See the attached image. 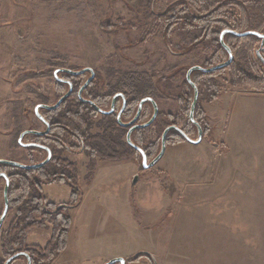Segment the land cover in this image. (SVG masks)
<instances>
[{"label":"rangeland","instance_id":"374dc122","mask_svg":"<svg viewBox=\"0 0 264 264\" xmlns=\"http://www.w3.org/2000/svg\"><path fill=\"white\" fill-rule=\"evenodd\" d=\"M181 1L186 0H0V159L29 165L40 161L41 154L17 144L18 133L42 128L34 107L53 102L64 90L52 76L58 68L88 67L94 74L111 77L145 74L155 85L160 80L154 98L166 121L174 120L180 110L187 116L189 102L179 96L189 87L183 84L185 73L191 66L203 67L212 44L203 39L200 24L190 22L186 29L181 20H174L173 9L165 8ZM250 1L259 2V8L249 10V27L260 33L264 1ZM175 8L174 12L182 10ZM163 11L168 13L161 16ZM245 13L231 7L222 20L235 23ZM181 16L176 13L175 18ZM239 44L251 50L249 74L262 77V65L253 53L259 41ZM239 56L232 54V60L240 62ZM223 59L213 60L209 67L227 58ZM211 78L218 94L235 88L256 91L232 85L226 70ZM263 91L264 85L257 92ZM236 105L225 104L224 111L215 114L212 101L202 100L198 108L209 130L200 142L169 139L162 157L150 168L141 167L137 152L115 163L74 156L76 201L69 200L61 184L42 187L53 204L67 200L70 204L59 210L63 218L70 217L65 249L50 264H103L117 257L129 264H264V126L261 131V125L244 128L236 138V129L228 128ZM148 117L149 109L141 122ZM186 131L189 138H196L195 129ZM222 132L237 140L248 135L246 140L253 143L235 139L234 149L224 145L220 149ZM161 134H150L147 163L159 151ZM134 139L140 144V133ZM22 142L35 141L26 136ZM2 190L0 180V214ZM9 206L0 230L14 216L16 207ZM48 218L26 235L25 247L33 253H41L54 233V222ZM141 252L150 258L130 261ZM25 263L18 258L11 264Z\"/></svg>","mask_w":264,"mask_h":264},{"label":"trees","instance_id":"16d2710c","mask_svg":"<svg viewBox=\"0 0 264 264\" xmlns=\"http://www.w3.org/2000/svg\"><path fill=\"white\" fill-rule=\"evenodd\" d=\"M177 3L178 2H175L174 4L165 6V8L171 7V9H173L174 20L178 19L176 20L177 23L179 22V20H181V22L186 25V29H188V25L190 24V22L200 24V33L203 32V39L208 41V43L210 42V44H212V47H210L209 50L206 47V53L209 55V57L205 59L203 67H209L210 65H212V61H216V59H219V57H223L224 59L227 58V52L219 43L220 33L225 29H230L237 32L249 31V10H252L250 12H254L255 8H259V2H252L250 0H186L181 1L178 4ZM246 4L251 5L249 7L244 8V5ZM177 6L182 7V10L180 12H174L176 10L175 7ZM235 6H237L242 11V14L244 12L246 13L244 14L243 19L238 18L237 22L228 24L222 19L226 17L227 10ZM167 13L168 12L163 11L161 16H165ZM176 13H180L182 15L181 18H175ZM259 13L260 20L263 25V32L264 9L259 11ZM172 23H175V21ZM196 39L197 38H195L194 40ZM250 39H254L256 41H259L260 43L257 48L253 49V53L257 61L260 62V64L262 65V77L256 76L254 74H249L247 65L249 67L252 65V58L250 57L251 50L247 51V48L244 47L243 49L242 46H239L240 41L244 40L249 43ZM223 41L230 48L232 54L239 53L240 62L232 60L229 66L213 72H192L190 78L199 90L198 107L199 103H202V100H204L205 102H211L217 98L218 85L217 82H215L214 79L211 77L221 71H228L230 83L232 85L242 84L256 91L260 90L264 85V40H261L254 35L237 37L230 33H226L223 36ZM214 43L217 46H214ZM124 79L125 88H127L128 92L130 93L129 96L131 97V101L134 102L146 96H150L152 98L156 97L155 93L157 91V87H161L160 80H158L159 85H155V83H152L150 82V80H148V76L145 74H125ZM158 82H156V84H158ZM183 84L187 87L189 85L186 79L183 81ZM187 89L191 90V87L189 86ZM180 97L183 98V96ZM190 99L191 95H189V98L186 99V102H190ZM76 103L77 105L75 123L78 128H82L83 126H87L89 124L88 119L85 117L86 104H83L78 100ZM188 106L187 111L189 110ZM151 112L152 109H150L149 115L151 114ZM177 113L178 114H175L173 116L174 120L168 122L166 121L165 117H163V112H160L158 110L157 116L150 126L146 128H139L136 131V133H140L141 139L140 144H138V146L145 153V150L149 147L148 144L150 143V140L148 139L150 137V134H155L157 131L162 132L167 126L174 125L184 133H187V128H192L194 130V126L191 124L187 117L188 115L183 116L182 110ZM197 114H199V116ZM167 116L170 117L172 115L167 114ZM194 118L200 124L202 128V134L205 135L206 132L209 130V126L205 122V118L203 117L201 109H196ZM68 121V118H66V124L68 123ZM82 131L84 132L86 131V129ZM21 132H19L18 135ZM147 133H149L148 136ZM30 136H32L34 139L38 137L35 135ZM169 139H171L174 143V140H176V142L185 141L184 138H182V136L175 130L168 131L166 135L167 143ZM80 141L85 147L86 145L88 146V148L90 149L88 151L89 154L92 155L94 153V155H96L100 160L105 159L106 156L100 152L101 150H97V142L89 141V139L85 137V134H83V138H80ZM146 144L147 146H145ZM27 150L39 153V150L36 147H28ZM51 151L54 153L53 148L51 149ZM134 152L136 153L135 150H133L124 142L122 153L117 158L121 160L129 159L132 153ZM107 158L112 159L113 157ZM91 161L92 163L94 162L92 159ZM38 162L40 161L38 160L36 163ZM92 163L89 167V173L93 170L94 167V164ZM0 170L6 171L7 177L9 179L7 189L8 198H10L9 207H16L14 216L8 224L7 228L5 230H0V264H4L6 258L18 252L27 253L31 260L30 264H50L59 255V253H61L65 249L68 226L70 224L69 216L63 218L59 212L51 214L50 219H48L49 222H54V233L52 234L50 240H48L43 246L41 253H33L29 248L25 247L24 242L28 231L33 227L41 226L43 224L44 217L46 216L44 215L46 214V211L42 205V202L40 201L42 185L45 184V180H48L57 173L63 172V174L66 175V179L74 183L76 179V170L73 167V164H67L63 168V166L58 167L54 161H51L48 164L36 169H21L6 164H0ZM75 194H78L77 191H75ZM36 218H41V220L36 221ZM56 219L57 221H55ZM141 257L150 258V255L141 252L135 255L134 258L130 261H136ZM18 258H23L26 261V258L22 256L15 258L13 261ZM125 264H129V261L125 262Z\"/></svg>","mask_w":264,"mask_h":264},{"label":"flooded vegetation","instance_id":"af4514ba","mask_svg":"<svg viewBox=\"0 0 264 264\" xmlns=\"http://www.w3.org/2000/svg\"><path fill=\"white\" fill-rule=\"evenodd\" d=\"M52 76L56 84L60 85L61 87H65L64 90L61 91V94L58 97H56L53 102L51 103L42 102V103H38L37 105L52 106L62 95H64L68 91L69 84L71 85V92L54 109L39 107L38 112L42 120L39 119L37 116L36 118L42 124V128L36 131L44 132L47 128L46 124L49 127L48 131L41 135H35L38 136L37 138L34 139L35 142H23V143H35L40 146V147H36L39 150V154H41L40 162L44 161L47 157L46 149L50 151V158L44 165L48 164L51 161L52 162L54 161L58 167L63 166V168L67 164H73V167L76 170V177H77V165L73 160L74 156L83 154L84 156H86L89 162L91 161L92 158H96L98 161H102V162L115 163L122 161L117 157H119L122 153L123 143L125 142L127 144L126 133L132 125L129 126L121 125L118 122V116L122 123L129 122L134 117L135 112L137 110L138 102L140 100L139 99L136 102L131 101V97L129 96L130 93L128 92L127 88H125V79H124L125 74H118L117 77L115 76L111 77L110 75L106 76L105 74L104 75L94 74V72L93 74H90L89 72L88 74H56L58 79L55 78L54 74H52ZM83 77L84 80L79 83L80 79ZM89 78L90 80L88 84L81 92V96L85 100H87V102H84L78 98V90ZM197 91H198V96L193 112L194 120H195L194 114L196 109L198 108V101H199L198 88ZM181 92L182 95L179 96H183V98H185L184 102H186V99H188L189 95H191V99L188 106L189 107L188 119L191 122V124L194 126V129L197 134L196 127L189 118L190 105L193 98V89L192 88L191 90L182 89ZM146 97L152 98L150 96H146ZM152 99L155 101L154 98ZM77 100L83 104H86L85 117L88 119L89 124L87 126L86 125L83 126L82 128H78V126L75 123ZM200 104L201 103H199V105ZM147 109H149V111L150 109H152V105L149 101L143 103L140 114L133 124L144 123L151 117L152 112L144 122H141V117L143 116V113ZM110 110L111 112L108 113ZM133 110L134 112L132 114ZM66 118H68L69 120L67 124L65 122ZM84 129H86V131L83 132L82 130ZM138 129L139 128H135L130 133V139L132 143L136 146H138L139 143L135 141L134 136ZM81 133L85 134V137H87L89 141L97 142L98 144L97 150L98 149L101 150L100 152L106 156L105 159L100 160L96 155H94V153L92 155L88 153L90 149L88 148L87 145L85 147L83 143L80 141V138H83V134ZM30 135H34V134H26L23 136L22 140H24L26 136H30ZM196 138H194L193 140H195ZM52 148L54 149V153L51 151ZM145 155L146 158L148 159L146 153ZM139 156L141 158L140 154ZM107 157H113V158L110 159ZM140 164H141V160H140ZM1 173H4L7 177L6 171H0V174ZM55 175L49 178L48 180H45V184L42 185V187L53 183L61 184L67 188V192H68L67 197L69 198V200L72 199L73 201H76L77 199V196L75 194L76 187L72 183V181L67 180L65 177L66 175H64L63 172L57 173ZM0 180H3V188H4L5 181L3 177L0 176ZM43 191L44 190L42 189L40 195V201L42 202V205L46 211L45 212L46 214L44 215L50 217L51 214H55L59 212V210L61 209H68L70 207V204H68V200L66 202H59L56 205L53 204V199H48L49 196H47ZM7 198H8V190H7ZM2 200H3V190H2ZM8 206H9V198H8ZM50 207H54V208H50Z\"/></svg>","mask_w":264,"mask_h":264},{"label":"water","instance_id":"95a60500","mask_svg":"<svg viewBox=\"0 0 264 264\" xmlns=\"http://www.w3.org/2000/svg\"><path fill=\"white\" fill-rule=\"evenodd\" d=\"M226 33H230V34H232L234 36H237V37H244V36H247V35H254V36L258 37L259 39L264 40V31L262 33H259V32L253 31V30H249V31H245V32H237V31H234V30L225 29L219 35V43L221 44V46L227 52V59L225 61L221 62V63H218V64H216L214 66H211V67H208V68H204V67H201V66H198V65H194V66H191L190 68L187 69V71L185 73V79L188 82V84L191 86V88L193 89V98H192V102H191V105H190L189 118L192 121V123L195 125L196 130H197V138L195 140L189 138L184 132H182L176 126H174V125L167 126L162 131L161 138H160V148H159V151H158L157 155L150 162L147 163V158H146V155H145L144 151L140 147H138V146H136V145H134L132 143V141L130 139V133L135 128H146L154 121V119H155V117H156V115L158 113V107H157L156 102L152 98H149V97H144V98L140 99L139 102H138L137 110L135 112L134 117L127 123H122L120 121V119H119V116H118V122L121 125H123V126L132 125L128 129L127 133H126V142H127V144L129 146H131L135 151H137L141 155V167L143 169L152 167L162 157V155L164 153V150H165V147H166V135H167L168 131L175 130L176 132H178L182 136V138H184L185 141H188V142L193 143V144L199 143L200 140L202 139V129H201L200 125L193 119V112H194L195 104H196V101H197L198 91H197L196 85L191 81L190 75H191V73L193 71H202V72L208 73V72H213V71H217V70L223 69V68H225V67L230 65V63L232 62V58L233 57H232V52H231L230 48L223 41V36ZM58 72H63V73H67V74H83L85 72H89L90 74H93L92 69L88 68V67L82 68L80 70H70V69L58 68V69H56L53 72V74H54L56 79H58L57 76H56V74ZM89 80H90V78L78 90V98L81 101H84V102H87V100H85L81 96V92L85 88V86L88 84ZM70 92H71V85L69 84L68 91L64 95H62L56 101V103L53 104L52 106L36 105L34 107L35 116H37L39 119L42 120V118H41V116H40V114L38 112L39 107H44V108H47V109H54V108H56L59 105V103L63 99H65L70 94ZM146 101H149L151 103V105H152L151 117L144 123L133 124L136 121V119L138 118L139 114H140L141 107H142L143 103L146 102ZM110 112H111V110L108 113H110ZM46 126H47V128H46V130L44 132H39V131H36V130H25V131L21 132L19 134V136H18V139H17L18 144L23 146V147H40L39 145H37L35 143H23L22 142V138L26 134L41 135V134L45 133V132L48 131V128H49L47 124H46ZM46 150H47L46 159L44 161L36 163V164L29 165V164H23V163H19V162H16V161H10V160H6V159H0V164H6V165H10V166L21 168V169H36V168H39L42 165H44L49 160L50 151L48 149H46ZM0 176L3 177V179L5 181L4 188H3V209H2V212L0 214V228H1V226L3 224V221H4V218L6 216L7 210H8L7 189H8L9 182H8V178L6 177V175L4 173H1ZM136 177L137 176H133L132 183L135 182ZM19 256H24L26 258V263L25 264H30L31 263L30 257L26 253L18 252L16 254H13L10 257H8L5 260L4 264H10L15 258H17ZM115 263L125 264V260H124V258L117 257V258H112V259H110L109 261H107V262H105L103 264H115Z\"/></svg>","mask_w":264,"mask_h":264},{"label":"crops","instance_id":"0c3cea01","mask_svg":"<svg viewBox=\"0 0 264 264\" xmlns=\"http://www.w3.org/2000/svg\"><path fill=\"white\" fill-rule=\"evenodd\" d=\"M231 103L232 105L233 104H237V105L235 106L236 110H233V108H231L232 112L230 111L231 112L230 120L232 121L231 117H234V114H235V120L230 122L228 128H230V130L231 128L236 129V133H237L236 138L239 136L240 131L244 128L245 130L248 129L251 130L261 125L259 129V131H261V129L264 126V91L257 92L252 90H240L238 88H235L226 91L224 93L218 94L217 98L214 101H212L213 107L211 106V108H213L215 112L217 111V113L215 114H218V112L224 111L225 104H227L228 107V105H230ZM225 128L226 125H224V130ZM224 132L221 133V137H223V141L221 140L220 149L222 148L223 145L225 147H230L234 149V147H236L235 144H237L235 142L236 138L233 137L231 133L225 134ZM247 136L244 138V140L241 139L238 140L236 139V140L238 141V143L239 142L245 144H248L249 142L253 143L250 140H246ZM239 159L240 157L239 158L237 157V160ZM236 206L239 207L238 205ZM249 207H251V205H249Z\"/></svg>","mask_w":264,"mask_h":264}]
</instances>
